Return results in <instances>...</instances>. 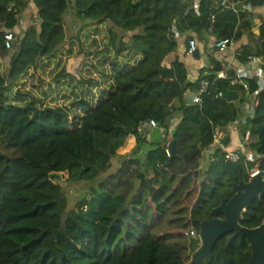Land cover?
Segmentation results:
<instances>
[{"label":"trees","instance_id":"1","mask_svg":"<svg viewBox=\"0 0 264 264\" xmlns=\"http://www.w3.org/2000/svg\"><path fill=\"white\" fill-rule=\"evenodd\" d=\"M212 1L0 0V56L9 58L0 74V264H190L200 247L199 239L188 240L190 228L200 234L202 222L234 195V183L251 181L252 169L264 174V87L258 76L246 79L256 99L252 118L240 127V160H226L217 147L209 164H201L219 131L223 146L231 144L229 127L240 120L245 102L244 94L227 99L228 90L242 87L211 42L247 36L238 61L246 66L264 59V17L216 9ZM231 1L264 6V0ZM68 13L75 18L69 24ZM100 23L107 25L118 56L138 49L141 58L129 70L120 68L111 92L80 123L70 129L62 108L6 103L8 85L41 59L56 57L71 28L79 33ZM7 31L16 35L11 49ZM190 38L209 57L196 82L180 57L168 61L181 46L186 53ZM203 80L208 91L194 104L189 95ZM220 91L224 96L217 98ZM150 120L164 132L162 141H149L139 131ZM172 140L177 153L171 156ZM117 155L124 157L118 170L67 212L63 181L96 180ZM239 222L247 228L264 223V192ZM233 235L221 237L199 264H248V238Z\"/></svg>","mask_w":264,"mask_h":264},{"label":"rangeland","instance_id":"2","mask_svg":"<svg viewBox=\"0 0 264 264\" xmlns=\"http://www.w3.org/2000/svg\"><path fill=\"white\" fill-rule=\"evenodd\" d=\"M71 14L68 13L66 17L68 24L75 20ZM28 17L25 16L23 19L25 24L31 20ZM31 22L35 23V18ZM81 25L79 22L77 27H81ZM73 29L71 28V37L68 42L56 57L41 59L36 67L29 68L18 81L10 83L5 94L6 103L23 107L28 103H35L38 107L65 109L69 115L68 127L70 129L80 123L87 111L97 106L111 92L114 79L120 68L129 70L141 58L138 49H132L125 57L118 56L111 45V34L105 23L84 26L79 33ZM183 42L184 39L180 43ZM8 59V57L0 56V74L2 75L6 72ZM261 66L259 70L261 74H264V65ZM239 91L243 97V90ZM81 100L87 101L89 106L83 108ZM158 131L150 134L149 141L163 140L164 132L159 133ZM238 134L241 135L240 127ZM213 151L214 148H209L205 153L201 160L203 167L209 164V154ZM144 155L145 151L143 150L139 157L143 158ZM123 161L124 157L120 155L112 157L111 167L108 171L93 181H71L66 184V180H64L63 191L68 198L66 211L76 207L81 198L87 197L95 183L115 173ZM188 238V240H200L198 233L195 236L189 235Z\"/></svg>","mask_w":264,"mask_h":264},{"label":"water","instance_id":"3","mask_svg":"<svg viewBox=\"0 0 264 264\" xmlns=\"http://www.w3.org/2000/svg\"><path fill=\"white\" fill-rule=\"evenodd\" d=\"M139 0H136L138 2ZM193 56L200 59V49L196 48ZM259 61H255L253 68H257ZM189 79L193 82L197 81V77L189 75ZM226 97L229 101H237L239 92L236 90H228ZM195 98V93L189 95V100ZM170 155L177 153L176 141L172 140L169 144ZM234 195L229 200H223L216 207L212 214L214 217L206 220L201 224L199 238L201 241L200 247L193 253L190 264H199L200 261L210 254L217 241L226 234L234 233L233 236H246L251 246V256L248 264H264V223L255 228H247L240 224L242 213L251 204V202L264 192V174L258 172L251 177V181H240L234 183ZM223 214L222 219L217 215Z\"/></svg>","mask_w":264,"mask_h":264},{"label":"built area","instance_id":"4","mask_svg":"<svg viewBox=\"0 0 264 264\" xmlns=\"http://www.w3.org/2000/svg\"><path fill=\"white\" fill-rule=\"evenodd\" d=\"M213 7L216 9H233L236 11V8L231 3V0H213L212 1ZM212 18H215V14L212 15ZM16 41V35L13 31H7L5 33V44L7 49H11L13 46V43ZM233 41L229 39H221L219 41L214 42L213 46L220 52H224L228 49V47L231 45ZM198 48V42L196 38H190L188 43V48L186 51L187 55H193V52L195 49ZM255 61H259V67H262L260 65H264V59L262 57L259 58H253L250 60V62L247 64V69L245 68H233L231 66H228V69H232L236 73V77L233 81L235 85L241 86L243 90V94L245 96V102L243 104V114L240 116V120L236 121L232 126L229 127L230 134L234 135L239 132V127L241 125H247L250 119L252 118L253 112H254V102H255V93L251 92L250 85L247 83L246 79L251 78L250 71L253 68V64ZM262 63V64H261ZM259 80L258 83L261 87H264V76L258 75ZM209 81L203 80L201 82V86L199 91L195 94V98L192 100L194 104L201 102V95L208 91L209 88ZM224 94L222 91L218 92L216 94L217 98L223 97ZM158 127V123L155 120L145 121L142 122L139 131L143 134H145L147 137L150 136L151 132ZM222 132H218L215 136L214 144L211 146V148H217V147H223L225 151V159L230 162H238L240 160V153L239 151H244L245 146L241 138L238 140V145L235 149H230L228 147L223 146L221 142V134ZM258 172H260L257 169H252V172L250 173L251 177L255 176ZM197 233L194 229L190 231L191 236H195Z\"/></svg>","mask_w":264,"mask_h":264},{"label":"crops","instance_id":"5","mask_svg":"<svg viewBox=\"0 0 264 264\" xmlns=\"http://www.w3.org/2000/svg\"><path fill=\"white\" fill-rule=\"evenodd\" d=\"M231 3L234 5V7L236 8V12L238 13H243V12H246V11H254L256 12L257 14H260L262 17H264V6H261V7H257V8H253L250 4H246V3H243L241 4L242 2H232ZM257 32V30H255ZM248 43V38L247 36H244L241 40L239 41H233L231 43V45L228 47V49L224 52H219L217 53V58L221 61H223L227 67L228 66H231L233 68H246L247 69V65L246 66H243L237 59V54H238V51L240 49V47L244 44H247ZM212 45H210L212 48H213V44L214 42H211ZM200 49V54H201V57L200 59H197L195 58L193 55H187L185 53V48L183 46L179 47L178 51L172 55H170L168 57V61L171 62L175 59L176 56L180 57L181 60H183L186 64H187V67L189 69V74L192 75L193 77H198L199 76V73H200V68L202 67H206L208 64H209V57L207 55V53L205 54L204 53V50H203V46L201 44H199V47ZM210 48V49H212ZM260 67L258 66L257 68H252V70L250 72H252V76L251 77H255V76H258V75H261V76H264V74H261V71L259 70ZM239 97H240V92H239ZM174 122L176 123L177 120ZM173 128V126H172ZM156 130H159L158 132L161 133L162 130L159 129V128H155L153 130V132H155ZM222 132V131H220ZM222 135L219 136V137H223L224 133L222 132L221 133ZM231 138H232V142L231 144L228 146V148L230 149H235L234 147L236 146L237 147V144H238V140L240 138L239 134L237 133L236 135H231ZM208 150H206L207 152Z\"/></svg>","mask_w":264,"mask_h":264},{"label":"flooded vegetation","instance_id":"6","mask_svg":"<svg viewBox=\"0 0 264 264\" xmlns=\"http://www.w3.org/2000/svg\"><path fill=\"white\" fill-rule=\"evenodd\" d=\"M224 217H225V216H224ZM224 217H223V218H224ZM221 218H222V217H221ZM223 218H222V219H223Z\"/></svg>","mask_w":264,"mask_h":264}]
</instances>
